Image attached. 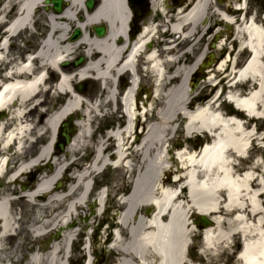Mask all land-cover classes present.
Wrapping results in <instances>:
<instances>
[{
	"label": "bare ground",
	"instance_id": "obj_1",
	"mask_svg": "<svg viewBox=\"0 0 264 264\" xmlns=\"http://www.w3.org/2000/svg\"><path fill=\"white\" fill-rule=\"evenodd\" d=\"M64 1L65 9L56 14L49 12L45 17L47 32L35 57L26 58L25 55L12 52L9 46L23 34L29 33V37L32 35L37 13L40 8L46 7L45 0H7L4 9H0L2 24L14 12V9L6 8L11 5L17 7L15 16L4 21L6 29L0 39V115L9 116L7 124L0 123V154L4 153L0 155V179L7 176L5 184L9 187L28 172L47 174L29 192L22 188V192L16 197H12L13 192L5 193L3 186H0V264H20L23 259L16 254L19 249L17 245L6 246V240L16 235L18 229V218L11 207L13 200L24 199L31 205H36L37 199L44 200L39 208L45 209L47 214L39 216L41 219L54 211L52 207L55 204L63 205L61 215H54L58 221L52 229L56 228L58 231L51 237L61 235L67 248L71 237L78 231L73 224L66 226L67 222L70 220L75 223L76 217L82 219L83 212L87 208L90 212L94 205L97 207L95 215L102 211L106 189L98 193L92 204L87 205V200L93 188L92 179L108 166L136 172L129 194L120 199L123 208L118 213L116 224L121 230L117 228L111 232L110 246L119 256L118 264H202L198 261L200 258L193 260L189 255L190 236L197 230L190 218L197 214L212 219L214 223L203 227L201 233L202 253L207 256L217 244L220 246L228 243V239L218 230L220 223L224 221L219 216L221 211L225 215H231L241 226L240 229L238 227L231 231L232 239L237 236L242 241L239 251L241 264H264V177L262 174L257 176L252 168L243 173L235 170L238 159L248 158L254 141L264 149V133L258 135L255 127L245 128L241 119H224L231 116L220 114L219 109H212L210 103L195 110L188 107V77L203 62L207 48L193 57L188 66H185L181 58L186 54L194 56L195 45L206 33L204 30L207 29L209 0H195L186 8L179 7L168 19V34L173 38L164 45L163 50L159 48L157 51L152 47L157 25H147L146 22L147 26L135 42L131 45L127 42L126 23L129 13L124 0H92L95 6L91 10L85 8L89 0ZM164 1L166 0H151L152 8L155 9L159 2ZM184 1L180 0L179 3ZM159 9L162 8L156 10ZM213 9L220 20L235 24L218 7ZM163 16H166L164 11ZM243 22L250 25H245V31L242 32L237 29L236 38L245 37L239 51L247 50L249 57L242 67L234 68L233 72L237 73L230 80L231 87L250 78L255 79L256 87L247 96L229 93L227 97L230 103L238 105L241 113H248L251 119L264 120V63L260 61L264 58V28L253 19H243ZM71 25L79 33L75 39L68 38ZM99 25L107 27L105 36L97 37L86 32L88 27ZM180 43L187 45L182 51L178 49ZM158 45L161 44L156 42L154 47L158 48ZM79 50L84 63L80 66L69 63L63 67L73 60L70 56ZM21 51L25 54L29 49L23 47ZM167 51L168 54L170 51H179V54L163 58L162 55ZM138 55L144 56L146 70H149L153 79L154 106L150 103L146 107L145 104L151 99L148 87H143L137 94L134 92L137 83L134 76L137 72L135 58ZM211 59L213 56L209 55L208 61ZM222 68L223 62L220 65V69ZM120 76L130 78L127 89L124 88L122 92L118 91L120 81H116ZM236 77L238 78L235 79ZM91 79L93 86L99 85L102 100L83 96L82 92L74 88L75 84L90 83ZM51 91L54 96L64 99L57 108L47 106L48 102H53L51 95L50 98L47 97ZM134 95L142 105L139 109L135 107ZM108 104L114 110H121L123 121L116 122L103 133L92 148L90 164L72 175L71 184L61 192L58 191L55 186L59 187L64 171L62 166L68 164L63 163L59 168L55 159L52 162L53 169L48 165L53 156L61 157L54 152V132L57 126L65 122L68 115L84 111L79 114V128L82 121L91 120L92 113L99 116L101 107ZM236 116L241 115L237 113ZM137 117H143L141 122L144 127L134 146L129 140L134 135L133 126L138 121ZM181 118L185 119L184 128L188 136L208 132L214 137L212 134L216 133L213 142H207L199 153H192L187 149L178 152L181 170L179 166L175 170L183 172L178 182L182 181L188 192L187 201L183 203L179 201L180 196L175 197V190L165 187L161 180L165 172H171L172 167L168 169V166L174 162L177 164L170 157V144L166 134L175 131L172 126ZM12 124L14 127L9 130L8 126L11 127ZM76 135L63 154L74 145ZM43 140V144L34 153L35 144ZM108 141L113 145L112 152L108 150ZM13 150L15 156L10 163L14 166L8 171L7 156ZM135 159L139 165L134 164ZM44 162L46 164L42 165ZM259 165V161H256L255 166ZM148 172L151 173V181L144 189V176ZM139 207H152L153 210L147 216L138 215ZM32 232L35 234L34 230ZM122 232L126 234L125 237ZM44 234L45 232L40 235ZM50 242L51 238L46 241L45 250L51 248L48 247ZM7 249L11 252L7 253ZM85 251L87 255L90 252L87 248ZM51 254L50 251H33L27 262L22 264H53ZM90 261L88 256L84 264H89Z\"/></svg>",
	"mask_w": 264,
	"mask_h": 264
},
{
	"label": "rangeland",
	"instance_id": "obj_2",
	"mask_svg": "<svg viewBox=\"0 0 264 264\" xmlns=\"http://www.w3.org/2000/svg\"><path fill=\"white\" fill-rule=\"evenodd\" d=\"M157 1V0H156ZM180 0H166V3L159 2L156 5L155 9H152V13L149 15V24L157 25V34L153 40V45L156 42H159L161 45H158V49L155 47L153 49L159 50L164 49V45L170 41L173 37L168 33V25L165 23V19H170L178 9H174L175 6H181L185 8L188 7L195 0H185L184 2H180ZM223 2V3H221ZM157 3V2H156ZM210 9H208V17L207 20V30L203 38L195 45L194 56L189 54L184 55L181 60L184 61L185 66H188L192 61L193 57H197L204 48H207V54L203 60L204 67L197 69L195 73H193L190 77V83H187L190 90L189 93V109L195 110L197 107H203V105L210 103L212 109H219L220 114H228L227 111H233L232 108L228 107L230 104L224 100V95L229 93L238 94L241 96L248 95L253 88H255V82L252 80L251 75L249 76L250 80L246 82H240L236 86L228 87L226 80H229L234 74L233 70L238 69L244 65L246 60L249 57V52L247 50L239 51V47L241 42L245 39L236 38V30L239 29L241 32L245 31L246 26L248 27L250 24H244V21L253 19L254 22L264 28V0H209ZM153 6V4H152ZM218 7L220 11L223 12L224 15L231 17L232 20L235 21V24H227L225 21L220 20V17L216 15L214 11V7ZM237 7H244L245 9H234ZM158 8H162L156 10ZM161 10V11H160ZM186 10V9H184ZM15 12V9L13 10ZM163 11L166 12V16H163ZM49 11L44 9L43 7L37 13L36 23L34 28L36 29V34H32L30 37L29 33L23 34L21 38L16 40L15 48L12 49V52L19 53V51L26 47V49L34 50L39 44V40L45 35L47 32V27H45L47 22L45 21V17L48 15ZM205 19L203 18V21ZM202 24V23H201ZM246 25V26H245ZM164 29V30H163ZM74 30V26H70V30L68 31V38L71 36V33ZM204 30V31H205ZM200 30H198L199 32ZM86 32L93 35L91 31V27L86 29ZM201 33V32H200ZM198 34V33H197ZM241 35H239L240 37ZM196 37V36H195ZM23 42H30V46H26ZM169 43V42H168ZM245 45V43L243 44ZM187 45L180 43L178 46L179 51H182ZM17 49V50H16ZM165 51V50H164ZM179 51H168L162 55L163 58L170 57V55L177 54ZM79 53L81 51H76L73 55L70 56L71 59L75 60L79 57ZM179 54V53H178ZM209 55L213 56L211 61L209 60ZM229 56V57H228ZM228 57V58H227ZM260 59V58H259ZM227 61V62H225ZM260 61L264 63V58ZM223 62V68L220 69V65ZM226 63V64H225ZM225 70V71H224ZM141 72L145 73L148 79L151 80V76L149 74V70L145 68L141 70ZM227 78H223L224 76ZM138 77H140L138 75ZM254 78L256 75L253 76ZM139 79V78H138ZM219 81L217 86H214L216 82ZM95 82V81H94ZM153 82V81H152ZM150 82V84H152ZM79 84V83H78ZM75 84V85H78ZM221 89V95L217 98V102H214L213 96L217 89ZM86 92L82 94L83 96L90 97L94 100H102L103 95L99 85H94L90 81L88 86H86ZM166 90V89H165ZM50 98V94L47 96ZM151 96L150 102L148 106L155 105V100ZM54 98V97H53ZM55 99V98H54ZM52 99L53 102H48L47 106L53 105V108H57L58 104L63 102V97H60L56 100ZM49 100V99H48ZM212 101V102H210ZM157 106V105H156ZM152 109V108H151ZM241 115V118L244 119L245 128H256L259 132L258 135L264 133V123L258 119H251L246 117L243 113L238 112ZM33 113L31 112L30 115ZM149 115V113H148ZM153 113L152 116L153 117ZM91 120L82 121L81 126L77 130V138L75 140L74 145L70 148L69 151L64 153L61 157L54 158L52 162L56 159V162L59 164V168L63 163L68 165L62 166L63 174L61 178V184L59 187H56L58 191H62L65 187L71 184L72 175L81 171L83 167L87 166L91 161L93 154L92 148L97 144V141L102 137L105 131L111 129L116 122L123 121V117H121V110L118 108L117 110L112 109V107L108 104L104 108L101 107L99 116H95L93 113L91 114ZM9 116L0 115V123H6L8 121ZM185 124V119L181 118L177 120L172 127H175V131L167 132L166 138L168 143L170 144V157L174 158L175 155L178 156V152H182L184 149L191 151L193 149L198 150L199 144L203 143L204 140L209 141V137L205 133H196L193 135H186L183 130ZM14 127V124L8 126V129L11 130ZM237 132V130H234ZM257 135V136H258ZM43 141H39L35 144L34 153L37 150L40 144H43ZM137 143V140H135ZM264 142V139L262 140ZM107 143L110 144L109 151L112 152L113 145L110 141ZM135 143V144H136ZM107 150V151H108ZM1 153L0 155H3ZM15 156V150H13L12 154L8 157L11 158ZM259 161L260 165L255 166V162ZM134 164L139 165L138 160L135 159ZM238 165L235 167V170L238 173H243L246 170L251 169L257 176L261 174L264 177V149L257 144V141L252 143V147L248 152L247 159H238ZM71 163V164H70ZM13 164V163H10ZM43 164H46L45 162ZM175 162L171 164L172 169L175 170ZM174 165V166H172ZM177 165V164H176ZM13 166V165H12ZM53 168V167H52ZM169 173H164L161 176V180L171 184L169 179ZM32 174V173H29ZM35 174V173H34ZM23 175L17 181L6 187V182L8 181L7 176L3 179H0V186H3V190L5 193H14L12 197H16L19 193L22 192V183H26L25 189H29V192L33 188V184L35 182V175ZM46 173H42L44 176ZM47 175V174H46ZM28 176V177H27ZM32 181H29V178ZM136 172H127L123 168L114 169L110 166L102 169V171L94 176L92 179L93 188L88 198V203L92 204V202L98 196V193L103 189H106V196L104 200V206L102 212L99 215H95V210L97 207L95 205L92 207L91 211L88 212V208L86 212H83L82 219L76 217L74 226L75 229L78 228L76 234L70 239L69 245L65 248V243L63 237L60 235L58 237H51L56 233V228H53V225L57 223V219L54 218L56 213L60 214L64 210L63 205L55 204L54 211L46 216V218H40L42 214H47L45 209L39 208L41 203H44V200L37 199L35 200L36 205H31L22 200H13L11 203L12 211L15 213V216L18 218V229L17 234L11 238L6 240V246L11 247L13 245H17L16 254L21 258H23L20 264L27 262V259L33 251L36 250H44V252H52L51 257L53 258V264H83V261L88 258L86 256L85 250L83 249L84 245L87 249H89V253L93 258L92 264H118L119 256L117 253L111 248V231L113 229H120L121 227L116 224L118 213L122 210L123 206L120 203V199L122 197H126L132 187L133 180L136 178ZM45 177V176H44ZM144 189L149 186V182L151 181V173L148 172L144 176ZM173 187V185H171ZM256 186L254 185V188ZM185 198V191L182 193ZM148 208L139 207L137 210V214L141 215H149L145 213V210ZM150 210H148L149 212ZM30 212V216H29ZM86 213H88L86 215ZM224 221H222L218 227V230L222 232L224 237L228 239V243H222L220 246L218 244L212 249L208 255L206 256L203 252L202 248V230L200 229L203 226H199L195 232L191 234V240L189 244V255L193 260L200 261L202 264H241V261L238 259L237 255L241 249V238L234 236V239L231 238V231L234 229H239L241 226L231 218V215L224 214V211L220 212ZM191 215V214H190ZM189 215V218H190ZM228 217V218H227ZM196 214L190 218L196 219ZM59 219V218H58ZM31 230V231H30ZM32 230L35 231L33 234ZM45 232L44 235H40ZM62 234V233H61ZM125 233L122 232V236L125 237ZM189 237V238H190ZM51 238V242L45 250L46 241ZM86 238V240H84ZM19 242V243H18ZM89 245V246H88ZM11 252L10 249H7V253ZM55 252V253H54Z\"/></svg>",
	"mask_w": 264,
	"mask_h": 264
},
{
	"label": "flooded vegetation",
	"instance_id": "obj_3",
	"mask_svg": "<svg viewBox=\"0 0 264 264\" xmlns=\"http://www.w3.org/2000/svg\"><path fill=\"white\" fill-rule=\"evenodd\" d=\"M6 1L7 0H0V9H4V7H5L4 5H5ZM13 3H15V2L13 1ZM131 5H132V8L134 10H133V13L131 15V20H130V24H129V30H128V34H127L128 42H129L130 45L133 43L134 39L137 38L139 33L142 31L145 19L147 18V15L149 13L148 10L151 8L152 3H151V0H142V2H138L135 5L134 4V0H131ZM6 9H17V7H13L11 5V6H8ZM50 11L52 12L53 10L50 9ZM13 14H14V12H12L10 14L9 18L13 17ZM9 18H6V19H9ZM6 19L4 21H6ZM4 21H3L2 24H0V39H1V36H2V32L4 31L5 24H6V22H4ZM15 42H11V44L9 46L11 50L16 47L15 46V44H16ZM19 55L23 56L25 54H24V52H22L20 50L19 51ZM143 58H144V56H140L138 58V60H137L136 65H135L137 73L141 76L140 80H139V83H138V87L139 88H143V87H148L149 88L151 80L148 79V77L146 76L145 73L141 72V70L145 67V66H143ZM128 80H129V76L128 77L127 76L126 77L123 76L119 80L120 81L119 90H121L122 87H124L125 85L128 84ZM136 100L138 101V98H136ZM145 104H147V102H145Z\"/></svg>",
	"mask_w": 264,
	"mask_h": 264
},
{
	"label": "water",
	"instance_id": "obj_4",
	"mask_svg": "<svg viewBox=\"0 0 264 264\" xmlns=\"http://www.w3.org/2000/svg\"><path fill=\"white\" fill-rule=\"evenodd\" d=\"M53 4V8L55 11L59 12L61 10V0H46L45 4ZM94 6V2L89 0L86 3V7L88 10H91ZM95 33L99 36L102 37L104 36L106 29L104 26H100V27H95L94 28ZM78 31L76 30L73 38L75 39L78 36ZM83 62L82 58H79L77 60V62L75 63L76 65H79ZM79 92H84L83 86L82 85H78V87L76 88ZM75 124V120L74 117L72 115H68L67 120L63 123L60 124V126L57 129V136L58 138H61L59 142H57V144L55 145V149L58 151L57 154L63 153L65 150V147L67 145L70 144L71 139L74 135V129H73V125ZM146 213H148V211H146ZM198 223L204 225V226H208L211 224L210 220L205 218L204 216H200L198 218ZM58 236V234L56 235Z\"/></svg>",
	"mask_w": 264,
	"mask_h": 264
}]
</instances>
